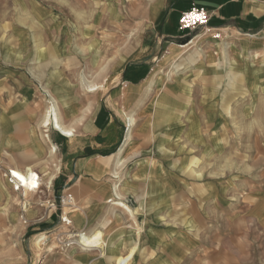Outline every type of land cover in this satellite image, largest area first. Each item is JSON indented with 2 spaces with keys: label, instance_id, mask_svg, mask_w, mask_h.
Wrapping results in <instances>:
<instances>
[{
  "label": "rangeland",
  "instance_id": "374dc122",
  "mask_svg": "<svg viewBox=\"0 0 264 264\" xmlns=\"http://www.w3.org/2000/svg\"><path fill=\"white\" fill-rule=\"evenodd\" d=\"M140 1L0 0V67L15 66L20 72L30 74L34 95L29 98L28 105L34 108L36 139L42 140L41 121L48 101L58 107L60 121L63 124L66 121L61 109L65 105L64 98L57 95L61 88L66 85L72 88L76 93L73 100L84 107L102 101L106 103L123 67L127 62H133L144 67L139 71L142 75L137 83H143L144 91L140 92L139 98L148 111L145 109L141 116L146 117L161 108L160 102L156 104V95H159L158 101L163 97L173 98L179 105L192 103L195 131L190 137H207L210 144L191 143L186 129L192 119L188 123L180 113L177 127L163 124L160 128L164 130L163 138H160L162 145L171 152H161L160 158L164 181L167 176L170 184L162 183L161 191L156 194L149 192L147 187L140 194L122 195L124 203L122 200L117 203L116 197L115 202L107 203L114 199L113 196L100 199L93 217L94 209H88L85 200L80 202L70 189L71 184L64 186L66 178L60 174L63 173L65 150L57 131L52 128L48 131L50 144L57 150L55 159L49 158L48 145L34 155L22 147L8 145L3 160H0V163L6 162L4 168L0 167V179L17 199L14 202L17 209L23 196L21 191L12 193L7 167L23 171L26 166H32L42 182L48 174L46 163H58L59 172L50 190L41 182L26 196L27 210L30 207V210L40 211L41 217L36 222L28 219L27 210H19L13 219L10 199L1 202L0 196V264H36L38 260L37 264H117L111 259L116 255L130 256L122 264H230V255L237 256L234 258L237 264H258L261 257L256 255L258 251L252 247V241H240L237 245L221 242L217 239L218 225L208 222L203 225V221H210L213 216L207 191L210 183L219 185L220 180L236 175L245 181L255 173L258 162L263 159L259 137L264 132L261 128V123L264 124V79H258L264 78V24L256 32H235L233 38H223L220 31L208 33L205 28H199L192 31L196 34L188 36L190 40L185 43L175 39L179 45L174 48L176 57L165 62L163 58L171 39H163L160 34L163 18L151 23L141 17ZM173 2L164 0L161 11H169ZM259 3L264 5V0ZM207 28L211 30L209 25ZM174 31L176 35L185 34L178 32L177 27ZM213 34L221 35L215 39L222 41L218 49L205 41L207 38L214 40ZM240 39L244 42L243 48L235 44ZM191 40L202 54L201 62H198L202 66H185L192 53L180 55V46H187ZM202 71L203 75H200ZM86 83L102 84L103 89L86 92ZM168 87L179 90V95L166 97ZM48 93H51L50 97ZM116 100L110 99L114 104H124L123 97ZM235 100H239V106L230 108ZM21 101L20 96H0V111L7 113L12 104H22ZM225 107L230 109L224 112ZM145 121L148 133L143 136V156L152 158L156 146L152 129H156V125L149 123L151 119ZM187 169L192 172L188 171L190 177L186 174ZM119 176L118 184L123 181L124 171ZM143 196H147L144 201ZM67 197H71L70 202L63 203ZM140 201L144 202V208ZM76 207L81 208L76 210ZM86 211L92 217L90 222L85 224L83 221L81 227H73L70 219L82 215L83 220ZM50 216H54L51 226L39 224ZM23 217L28 220L26 224ZM246 227V232L252 234L250 226ZM230 229L228 226L227 230ZM212 233L217 237L208 240ZM40 235L45 236L46 241L36 246L35 239ZM80 235L99 237V243L104 242L105 248L113 252L105 254L99 249H81L78 245ZM234 249H238L237 255Z\"/></svg>",
  "mask_w": 264,
  "mask_h": 264
},
{
  "label": "crops",
  "instance_id": "0c3cea01",
  "mask_svg": "<svg viewBox=\"0 0 264 264\" xmlns=\"http://www.w3.org/2000/svg\"><path fill=\"white\" fill-rule=\"evenodd\" d=\"M146 1H140L139 15L144 19L147 18L151 23H156L162 16L163 22L159 28L160 34L163 39H171L169 40L170 42H168L166 56L163 58L165 62L174 59L171 55H173L174 48L179 46L177 45L178 43H185L190 40L188 36L192 34V36H194L196 34H194V32L180 31L177 27V19L180 12L188 9L192 4L202 7L209 12L211 16L209 27L212 31L223 32V38L236 37L234 36L235 32H256L261 29V25L264 24V5H261L259 0H174V6L169 11H161L163 9L162 4L164 0ZM147 12L148 14H146ZM175 27H177L178 32L185 34L176 35L174 31ZM206 32H210V30ZM175 39L178 42L177 44L174 41ZM196 39L197 37L193 40ZM205 41L217 49L222 42L221 39L212 40L208 38ZM235 44H238V46L240 45L241 48L244 47V42L241 39L239 42H235ZM182 47L183 46H180V48ZM198 52L196 45L188 52V54L192 53V61L189 65L202 66L198 63L199 61L201 62L202 54ZM143 68L142 64L127 62L123 67L120 79L117 80L118 83L113 86L110 93L107 95L108 98L106 103L102 101L98 104H91L85 107L77 104V100H73L76 93L67 85L61 88V92L57 94L64 98L63 102L65 103L64 106H61V109L63 108L62 111L66 121L63 124L60 121V117L59 121L66 128H73L74 130L71 136H64L57 131L60 135V143L65 150L63 153L64 162H62L61 167L63 173L60 175L66 178L64 180V182H66L64 186L65 184H71L70 189H72L74 195L80 202L83 203L85 200L88 204L87 208L94 209L91 215L92 217L95 210L99 207L98 204L100 199L108 196L114 197L116 192H114L113 187L114 184H118V179L121 180L119 174L122 171H124V177L123 181L119 182L117 191L123 196H132L133 193L140 194L146 191L147 187H149V192H154L156 194L161 191L159 187L162 186V183L167 182V184H170L167 180V176H164L166 177L164 181L162 174L163 167L160 162V158H162L161 151H166L168 153L162 145L161 140L163 138L162 131L164 130L160 128H162L163 124L177 127L180 118L179 114L181 113L185 121L187 119L188 123L190 118L192 119V124L187 125L186 131L189 137L191 132L194 134L195 109L191 101V105L189 106L185 104L179 105L173 98L169 100L162 97L161 100L158 101L159 95H156V104L160 102L161 108H156L154 113L152 112V114L146 117L141 116V113H144L145 109L148 111V107L144 109L143 105H141V99L139 98L140 92L143 90V83H137L142 75L139 71ZM28 75L30 74L20 72L15 66L9 68L0 67V96H20L22 98V104H19V101L12 104L7 113L0 111V160H3V152L8 145L16 148L22 147L33 155L35 152L39 153L38 151H42L44 149L43 147L48 145L49 158H57V152L55 156H53L54 158L50 154V147L52 144L50 145V142H48L50 141L48 136L49 129L46 132L42 125L45 113L51 101H48L41 121V126L43 128L42 140L40 138L36 139L35 137L34 108L28 105L30 102L29 98L34 95V90L31 87L32 82L29 80ZM200 75H203V71L200 72ZM262 79L264 78H259L258 80ZM89 84L95 85L97 89L88 91L89 89L87 86ZM84 89L86 92L91 93L98 91V89H103V86L102 84L86 83ZM147 89L149 88L147 87ZM147 89L146 91H148ZM165 92V96L169 98V96L174 97L175 93H179V90L174 89V87H168ZM168 92L170 95L167 94ZM178 93L177 95H179ZM50 95L51 93H48V97H50ZM117 97H123L122 103L124 102V104H114L110 101V99L117 101ZM225 108L224 112L230 109L229 107ZM123 115L125 118H123ZM262 116L264 118V115ZM128 117L132 119L131 124L128 121ZM202 118V120H204L205 117L202 116ZM149 119H151L149 123L156 125V129H152V138L154 139L153 141H156L152 158L143 156L145 145L143 136H146V133H148L144 126L145 123L143 122ZM157 126L159 127L157 128ZM261 128H264V124L262 123ZM259 138L262 139L259 143L263 146V156H260L263 157V159L260 160L261 162H258L256 170L253 171L255 173H252L250 178L244 181L242 176L236 175L231 178L220 180L219 185L210 183L208 186V199L213 208V216H210L212 220L203 221V225H206L207 222L211 225H218L220 232L217 235V239L221 242H235V245H237V242L240 241H252V247L258 251L256 255L261 257L258 260V264H264V132ZM190 139L192 140L191 143L196 141L210 144V140L207 137H195L192 135ZM157 144H159V147H157ZM170 153L169 151L168 154ZM221 156L222 154H220V157ZM254 159L257 160L260 158L254 157ZM27 162H29V159H27ZM5 164L6 162H4V164L1 162L0 167L4 168ZM51 164L52 163L45 164L46 172L50 170ZM9 167H7L8 170L16 169L11 166ZM29 168L35 172L32 166H26L25 170ZM173 168L175 170L178 169L176 167ZM188 171L189 169H187L186 174L190 177ZM114 173L118 178H113ZM45 178L46 174L44 180ZM40 182L42 181L40 180ZM42 184L44 185V182H42ZM45 189L50 190L46 187ZM187 189L189 195L190 186H188ZM0 191V196L2 197L1 202H4L6 198L7 200L10 199L9 202L13 210L12 218L14 219V217H17V212L20 209L19 207L17 209L15 206L16 204L13 202L14 196L11 195L9 187L4 186V182L1 179ZM12 193L16 194L13 191ZM146 197L147 196H143L142 200H146ZM123 200L121 203H124ZM115 201L114 197L112 201L108 200L107 203L112 204V202ZM143 201H140L142 208H144L145 205ZM189 201L190 199L188 198V202ZM116 202L119 203L120 201ZM116 206L121 208L122 205ZM189 207L188 205V211ZM78 208L80 209L81 207H76V210H78ZM30 209L29 207L26 211L27 217L36 222V220H39L41 217L40 211ZM87 213L86 211L85 214H83V220H81L82 215H76L71 218L70 220L73 227H81L83 221L85 224L86 222L89 223L92 217H89ZM188 214L189 221L191 216L190 213ZM52 217L54 218V216H50V218L39 224L47 227L51 226L53 224L51 222L53 219ZM23 219L26 224L28 220L24 217ZM247 225L250 226L252 234H250L251 232H246ZM228 226L231 228L230 231L227 230ZM215 235L216 234L212 233V237L209 235L207 239L210 240L213 236L216 238L217 236ZM136 240H138V237ZM137 244L139 245V242L136 243V247L138 246ZM105 251V254H107V251L108 253L113 252L107 249ZM234 251L235 255H237L238 249H234ZM114 257L115 256L111 257V259L114 260ZM235 257L237 256L233 257V255H230V260L228 262L230 264H237V262H234Z\"/></svg>",
  "mask_w": 264,
  "mask_h": 264
},
{
  "label": "bare ground",
  "instance_id": "6f19581e",
  "mask_svg": "<svg viewBox=\"0 0 264 264\" xmlns=\"http://www.w3.org/2000/svg\"><path fill=\"white\" fill-rule=\"evenodd\" d=\"M146 14H148V12ZM208 30H209L208 28L205 29V31H208ZM210 32H217V31L210 30ZM220 36L215 38V34L212 35V37H214L213 39H218ZM193 44H194V41L189 43L187 46L181 48V52H180V55H182L181 57L186 56L188 54V52H190V50L193 47ZM171 56L172 57H176L175 54L171 55ZM191 61H192V59H191V57H189V59L187 60L185 66L189 65L191 63ZM178 68H180V67H178ZM87 88L89 89L88 91H94V90L97 89L95 85H90V84L87 86ZM53 103H49L48 109H47V111L45 113V116H44V120L42 122L43 127L45 128L46 132L51 127L52 129H54V130L58 131L59 133L63 134L64 136H71L73 131H74L73 128H66L59 121V113H58L59 110H58V107L56 105H54ZM55 106L57 107V109H56ZM236 106H239V100L233 101V106H231L230 108H234ZM128 121L131 124V122H132L131 117L130 118L128 117ZM46 137H47V135H46ZM48 142H50V141H48ZM56 152H57L56 151V147L54 145H51V147H50L51 156L52 157L55 156ZM161 152L162 153H167L166 151H161ZM49 169L50 170L48 171L47 178L44 181V186L46 188L50 189L52 180L54 179L55 175L59 172L58 163H55V164L51 165V167ZM189 171H190V173H192L191 170H189ZM7 172L13 174V176H14L13 177V182H14L15 185L19 186V189H20L19 192L21 191V195L23 196V200L19 203V207H20L21 212H25L27 210L26 196L28 194H32L31 192H33L37 188V186H39L41 184L40 178H39L38 174H36L34 172V170H32L30 168L25 170V171H20V170H17V169H13V170H8ZM4 176H6V174ZM113 178H118L115 173L113 174ZM7 182H8V180H7ZM118 188H119L118 184H114L113 190H114V192H116L114 194V197H116L117 201H121V200H123V197H122L121 193H119V191H117ZM12 190L14 192H17V191H15L13 189V187H12ZM16 200L17 199H13V202H15ZM69 200H71V199H67V201H66L67 204L70 202ZM81 235H83V234H81ZM81 235H80V241L78 243V245L80 246L81 249H83V250H92V251L94 249H99L100 252L104 253V251H105V249H104L105 248V243L104 242H103V244H102V242L99 243V237H88V238H85V237H81ZM45 239H46V237L42 236V235L36 237L34 245L39 246L40 244H42V242ZM129 257L130 256H128L127 258H129ZM127 258L120 257V256H115L113 259L116 261L117 264H122V263L125 262V260H127ZM37 262H39V260ZM37 262H36V264H37Z\"/></svg>",
  "mask_w": 264,
  "mask_h": 264
},
{
  "label": "built area",
  "instance_id": "2783aa9c",
  "mask_svg": "<svg viewBox=\"0 0 264 264\" xmlns=\"http://www.w3.org/2000/svg\"><path fill=\"white\" fill-rule=\"evenodd\" d=\"M210 17L211 16L206 9L192 5L188 9L180 12L177 19V27L180 31H186V32H192L199 28L206 29L208 27ZM218 36L220 35L215 34V37ZM13 177H14L13 174L9 173V177H8L9 183L13 186V189L15 191H19L20 190L19 186L14 184ZM67 199H71V198L67 197L65 200H62L63 203L66 202Z\"/></svg>",
  "mask_w": 264,
  "mask_h": 264
},
{
  "label": "trees",
  "instance_id": "16d2710c",
  "mask_svg": "<svg viewBox=\"0 0 264 264\" xmlns=\"http://www.w3.org/2000/svg\"><path fill=\"white\" fill-rule=\"evenodd\" d=\"M208 25H209V23H208Z\"/></svg>",
  "mask_w": 264,
  "mask_h": 264
}]
</instances>
